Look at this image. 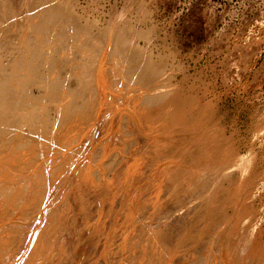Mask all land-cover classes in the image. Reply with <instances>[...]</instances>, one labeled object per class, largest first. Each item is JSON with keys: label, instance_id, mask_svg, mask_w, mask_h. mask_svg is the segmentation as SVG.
<instances>
[{"label": "rangeland", "instance_id": "rangeland-1", "mask_svg": "<svg viewBox=\"0 0 264 264\" xmlns=\"http://www.w3.org/2000/svg\"><path fill=\"white\" fill-rule=\"evenodd\" d=\"M30 1L27 7L21 10V0H11L6 8L7 12H4L3 2L0 0V13L3 11L0 14V60L11 68L20 57L27 60L32 58L40 72L45 70L44 73L56 76L55 78L50 76L53 81L59 78L58 81H64L66 85L68 83L67 87L73 92L67 96L72 97L75 94L71 98L72 105L74 103L82 106L89 98L101 97V99L95 104L93 112L81 114L78 122L80 126L78 123L75 126L81 132L72 129L73 132L70 133H73L74 138L64 144H61V138H57L55 133L48 136L53 138L52 142L51 139H47L53 147L35 151L32 147L39 142L24 135L26 137L23 139V143L26 142L24 145L31 146L35 143V146L32 145L31 148L27 146L29 149L26 147V150L19 151L18 155L22 158L26 157L27 159L24 160L26 163L34 162L33 165L32 162L30 164L28 162L30 167L25 166L28 173L35 172L39 167V169L43 168L41 171L47 174L48 185L43 188L42 193L45 194H42L41 205L35 206L36 209L27 214V217H21L20 209L27 205L25 200L28 201L30 197L27 192L33 188L37 190L35 185L38 184L35 177V181L32 179L28 181L23 169L25 167L17 165L18 170L20 167L23 169L22 177L23 175L26 177H20L21 174L19 177L26 183L23 184L22 180L16 179L19 183L13 180V184L17 188L27 184V187L24 186L27 189L23 187L24 190L21 191L26 190L25 193L29 197L16 188L17 196L19 192L26 197L20 199L25 202L24 206L22 205L21 208L14 206L16 209L19 208L16 213L14 207L11 212L13 203L8 198L15 195H13L16 193L15 190H12V194H7L8 201H5L4 197L3 203L5 202L8 209L0 203V208L5 207L1 208L2 211L0 209V214L7 213L5 217L0 215L2 218H0V229L7 230L16 223L26 227L23 235H17L18 243L14 242L15 238L13 241L10 240L13 238L8 240L12 247L13 243L15 244V250L8 249L9 254L6 251L3 256L0 255V260L3 259L0 263L56 264L52 263V257L55 260L59 257L58 260L61 258L66 261L62 264H105L106 262L111 264L109 260L112 258L128 255L125 264H145L142 259L145 252L142 245L148 235L151 237L148 241L151 239L153 241L155 228L160 227L171 236L165 240L163 246H160L167 257L162 264H189L188 262L193 260L197 264H264V0H53V2L48 0L47 3L45 2L47 0ZM48 3L52 5L56 3L58 14L66 15L68 21L59 19L61 16L46 17L45 12L48 10L45 9L48 7L45 6L51 5ZM58 6L60 8H57ZM65 33H70L72 37L64 35ZM79 41L87 46L81 47ZM130 43H133L135 48L137 46V51L139 50L138 55L134 54L135 59L130 57L133 54L125 58L127 55L115 53L119 48L121 50L120 45L122 48H127ZM51 45L55 47L52 48ZM48 55L52 56L51 63L47 58ZM127 59L134 61L138 59L137 63L140 65L144 63L143 65L146 66L153 62L147 66L149 68L151 66V70L155 69L152 70L153 79L149 80L147 87H143V83L131 84L129 77L135 74L139 67L126 64L127 67L124 68V61ZM87 66H95L97 74L101 71L106 76L108 74L104 85L99 84L102 88L98 83L91 84L79 80L80 76L76 71L81 72L83 68H88ZM157 77L160 81L156 79ZM6 78L1 77L5 82L8 80ZM164 82L169 84L165 86ZM166 87L171 89L168 90ZM15 88V94L22 90L17 91L20 87H13ZM31 88L36 95L45 91V89L41 90L42 86L38 84H33ZM159 88L166 93L173 92L175 96H172L171 92L167 95L174 99L177 105L179 104L178 110L180 107L186 110L180 109L179 112L188 113L185 114L188 116L186 117L188 122L185 120L186 124L175 123L174 118L161 121L162 118L158 113L162 104L146 103L148 95ZM51 99L48 97L45 102L48 104L49 115L51 114L49 120L54 121L61 113L56 108L55 101H52L54 99ZM65 99L67 98L64 97L63 100ZM84 109L82 108L81 111L85 112ZM143 115L147 118H142ZM24 126L29 127L28 130L23 128L28 134L32 127ZM121 127L127 138L124 148L120 147L123 145L122 140H116L118 130L119 132L122 130ZM35 155L39 156L34 158ZM40 155L45 157L42 158ZM34 159L38 161L35 162ZM91 159L94 162L97 160L96 163L102 162L101 166L94 168V176L104 177L110 186L102 187L99 180L82 187L77 183L78 171ZM49 160H53V163ZM60 161H63L64 165L59 164L62 170L56 171ZM15 167L8 168H14L15 171ZM43 174L42 176H45ZM27 182H30V185ZM88 185L96 186L92 187V201L94 208L100 206H97V211L95 210L97 221L96 219L91 221V216L88 215L94 208L90 209L91 207L87 205L86 209H81L84 207L80 205L82 204L80 201L85 193L91 194L86 190ZM70 192H73L71 196L73 199L69 198L71 201L68 200ZM29 193H32L31 196L34 194L32 190ZM22 195L19 197L22 198ZM13 199L11 198L12 201ZM14 200L16 204L17 199ZM67 200L70 203L74 200L71 205L75 208L80 205L78 211H75L77 208L67 209L66 219L64 210L62 211L65 225L71 223L68 226L70 231H67L69 236H66V239L70 238L68 240L71 244L74 241L73 247L70 245L69 252L65 251L68 247L64 250L60 249L62 252L55 250L52 252L53 255L52 253L51 256L47 255L48 258L41 256L34 258L31 252L34 247L32 241L35 240L38 232V224L43 227L42 221L48 217L47 210L57 209L53 207L55 202L63 205ZM7 210L11 213L8 214ZM79 211H82L85 217ZM187 215L191 218L189 216L188 219ZM70 217L71 221L68 219ZM76 217L77 221H75ZM85 220L86 223L88 220L91 221L94 229L88 228L90 225L86 228ZM77 225L79 227L76 228ZM80 225L85 228H81ZM93 238H97L94 242L98 248L93 245L94 255L92 254L94 250L91 249L88 253L89 257L85 260L82 248L85 242ZM151 241L150 247H152ZM75 243L80 244V248L76 249ZM149 246L147 248L150 250ZM240 248L241 250L238 251ZM149 254L151 256L152 252L149 251ZM6 255L7 258L10 257L8 261ZM103 260L107 261L103 262Z\"/></svg>", "mask_w": 264, "mask_h": 264}, {"label": "bare ground", "instance_id": "bare-ground-1", "mask_svg": "<svg viewBox=\"0 0 264 264\" xmlns=\"http://www.w3.org/2000/svg\"><path fill=\"white\" fill-rule=\"evenodd\" d=\"M13 1V0H12ZM29 1L30 0H21V3H20V9L22 10V9H24L25 7H27V5H28V3H29ZM50 1V0H49ZM48 0L47 1H45L46 3L47 2H49ZM2 2H3V6H4V12H7V6H8V4H10L11 3V0H2ZM1 2V3H2ZM31 2V1H30ZM34 2V1H33ZM43 2V1H42ZM52 2H53V0H52ZM40 4V3H39ZM49 4H51L52 5V3H48V5ZM56 4V3H55ZM55 4L54 5H50V6H45L47 9H45V10H48V12H45L46 13V17H51L50 15H53V16H61L59 19H62L63 21H65V19H66V21H68V18L66 17V15L65 16H62V15H59L58 13V9H56V6H55ZM42 5V4H41ZM2 6V5H1ZM10 7V6H9ZM44 7V8H45ZM36 8V7H35ZM57 8H60V6H58ZM66 9V8H65ZM37 10V9H36ZM36 10H33V12L34 11H36ZM61 11V10H60ZM63 11V10H62ZM65 11V10H64ZM67 11V10H66ZM3 12V11H2ZM1 12V13H2ZM11 12V11H10ZM23 12V11H22ZM29 12V11H28ZM40 12V11H39ZM0 13V14H1ZM20 13V12H19ZM25 13V12H24ZM38 13V12H37ZM63 13V12H62ZM65 13V12H64ZM67 13H68V11H67ZM28 14V13H27ZM30 14H32V13H30ZM76 14V13H75ZM10 15V14H9ZM15 15H18V13L16 14L15 13ZM26 15V14H25ZM33 15V14H32ZM73 15V14H72ZM71 15V16H72ZM42 17V16H41ZM9 18V17H8ZM17 18V17H16ZM33 18V17H32ZM72 18V17H71ZM30 19V18H29ZM83 19V18H82ZM38 20V19H37ZM37 20H36V22H37ZM42 20V19H41ZM44 20H45V18H44ZM57 20V19H56ZM6 21H7V19H6ZM18 21V19H16L15 20V22H17ZM29 21V20H28ZM31 21V20H30ZM40 21V20H39ZM72 21V20H71ZM80 21V20H79ZM21 22V21H20ZM22 22H23V20H22ZM43 22V21H42ZM41 22V23H42ZM73 22V21H72ZM74 22H75V20H74ZM73 22V23H74ZM26 23H28V22H26ZM44 23V22H43ZM71 23V22H70ZM20 24V23H19ZM39 24V23H38ZM51 24V23H50ZM40 25V24H39ZM63 25V24H62ZM77 25V24H76ZM22 26V25H21ZM67 26V25H66ZM71 26H73V24L71 25ZM77 26H79V25H77ZM76 26V27H77ZM82 26V25H81ZM83 26H85V25H83ZM26 27V26H25ZM75 27V26H74ZM117 27V26H116ZM67 28V27H66ZM89 28V27H88ZM113 28V27H112ZM8 29V28H7ZM46 29V28H45ZM70 29H72V28H70ZM69 29V30H70ZM84 29H86V28H84ZM126 29V28H125ZM80 30V29H79ZM109 30V29H108ZM87 31V30H86ZM111 31V30H110ZM116 31V30H115ZM62 32V31H61ZM131 32V31H130ZM56 33V32H55ZM54 33V34H55ZM60 33V32H59ZM68 33V32H67ZM67 33H65L64 35H67L68 37H72V35H70V33L69 34H67ZM117 33H118V31H117ZM43 34V33H42ZM87 34V33H86ZM125 34V33H124ZM61 35V34H60ZM63 35V34H62ZM88 35H89V33H88ZM118 35V34H117ZM120 35V34H119ZM118 35V36H119ZM43 36V35H42ZM50 36V35H49ZM124 36V35H123ZM23 36H21V38H22ZM56 37V36H55ZM63 37V36H62ZM134 37V36H133ZM59 38V37H58ZM64 38V37H63ZM120 38V37H119ZM66 39V38H65ZM71 39V38H70ZM78 39V38H77ZM76 39V40H77ZM81 39V38H80ZM118 39V38H117ZM116 39V40H117ZM123 39H125V38H123ZM1 40V39H0ZM4 40V39H3ZM75 40V41H76ZM120 40V39H119ZM22 41V40H21ZM23 41H25V40H23ZM126 41V40H125ZM103 42V41H102ZM120 42H122V41H120ZM131 42H132V40H131ZM135 42V41H134ZM60 43V42H59ZM75 43H77V42H75ZM84 43H85V41H84ZM117 43V42H116ZM123 43V42H122ZM125 43V42H124ZM0 44H1V42H0ZM26 44V43H25ZM57 44V43H56ZM78 44H80V46L81 47H86L85 46V44H83L82 42H78ZM126 44H127V42H126ZM126 44L125 45H123V46H126ZM105 45V44H104ZM5 46V45H4ZM52 46V45H51ZM54 46V45H53ZM53 46H52V48H53ZM69 46V45H68ZM89 46V45H88ZM55 47V46H54ZM120 47H121V50H116L115 51V53L117 54H119V55H121V54H124V55H127L125 58H127L129 55H131V54H133V56H130V57H132L133 59H135L134 58V54H136V55H138V51H137V46H136V48L133 46V43H130V46L129 47H127V48H122V46L120 45ZM30 48V47H29ZM51 48V49H52ZM57 48V47H56ZM89 48H91V47H89ZM136 50H135V49ZM139 49V48H138ZM142 49V48H141ZM1 50V49H0ZM55 50V49H54ZM54 50H51V52H53ZM86 50V49H85ZM143 50V49H142ZM28 51V50H27ZM56 51V50H55ZM91 51V50H90ZM136 51V52H135ZM141 51V50H140ZM144 51V50H143ZM68 52V51H67ZM101 52V51H100ZM144 52H146V51H144ZM60 53V52H59ZM141 54H142V51L140 52ZM139 53V54H140ZM49 54H51V53H49ZM54 54V53H53ZM110 54V53H109ZM140 54V55H141ZM71 55V54H70ZM142 56H144V54L142 55ZM28 57V56H27ZM18 58V57H17ZM46 58V57H45ZM47 58L49 59V61H50V63L52 62L50 59H52V56L51 55H48L47 56ZM76 58V57H75ZM137 58V57H136ZM140 58V57H139ZM145 58V57H144ZM152 58V57H151ZM0 59H1V57H0ZM54 59V58H53ZM141 59V58H140ZM139 59V60H140ZM148 59H149V57H148ZM17 60V59H16ZM55 60V59H54ZM57 60V59H56ZM74 60V59H73ZM138 59H136V61H137ZM142 60V59H141ZM147 60V59H146ZM1 62H0V203L2 204L3 203V200H4V197L6 198V196H7V194L8 193H10V194H12V190H15V192L17 191V189L19 190V192H22L21 190H24V189H22L24 186L25 187H27V184L26 185H23V187H20V188H17V186L15 185V184H13V180L15 181L16 179H20V177H22V173L25 171V175L27 176H25V175H23V177L25 176L26 178H28V181H31V179L33 180V181H35L34 180V177H35V179L37 178V184L39 185H35V186H37V187H35V188H38L37 190L36 189H34L32 186H28L29 188H33L34 189V191H33V189H31L32 190V192L34 193L32 196H31V194L29 193V192H27L26 190H25V192H27L29 195H30V197L28 196V194L27 193H25V192H22V194L24 193V194H27L26 195V197L28 196L29 197V200L27 201V200H25V202H27V203H25L24 201H21L20 199H26V197H25V195L23 196L22 194V198H20L21 197V195H20V193L18 192V194H19V196H17L16 194H17V192L16 193H13V197L12 196H10V197H8L9 199H10V201L13 203H11L12 205H11V212H12V210H14L12 207H19L20 206V208H21V206L25 203V204H27L26 206H24V207H22L20 210L22 211L21 212V217L22 216H26L27 217V214H29L32 210H34V208H35V206H37V205H41V199L43 198L42 197V194L44 193H42V191H43V188H45L44 186H46V184L48 185V181H47V178H46V175L47 174H43V168L42 169H39L40 167V165L38 166L39 168H37V170L35 171V172H33V173H28V170H27V167H25V166H31V165H29L30 164V162H32V165H33V161H28L29 162V164H28V162L26 163V161L24 162V160L25 159H27L26 157L25 158H22V156L20 157L18 154H19V151H21V150H24L27 146H28V144H27V146H25L24 144L26 143H23V139H24V135H26V137L28 138V136L29 137H31V138H29V139H32V140H34L35 142H39L38 143V145H34L35 143H31L32 145H34L35 147H32V145L31 146H28V147H32L33 149L32 150H38V151H40L39 149H46V150H48V148L50 147V146H52V139L51 138H48V136H50V135H53V134H55L56 133V137L57 138H61V144H64L66 141H69V140H71L72 139V137L74 138V135H72L70 132L72 131V129H78V128H75V126L77 125V123L79 122V120L81 119V114L83 115H85V114H87V113H91V111L93 110V109H95L94 107H95V104H97L98 103V101L101 99V97H94V98H89V99H87L86 101H85V103H84V105H82V106H77V105H75L74 103H73V105L71 104V101H72V97L75 95H72V97L70 96V97H68L67 96V94L69 95L70 93L72 94V90L70 89V87H67V85H68V83H67V85H66V83L64 82V81H58V79H57V81H53L52 79L53 78H55L54 77V75H48V73H44V71L42 70V72H40V70H39V67H37V63H34V60H32V58L30 59V60H27V59H25V58H23V57H20L18 60H17V62H15L16 64L15 65H12V67L11 68H9V67H7V64L5 63H3L2 62V60H0ZM47 61V60H46ZM49 61H48V63H49ZM136 61H134V60H125L124 61V63H125V65H123V67L125 66V67H127L126 66V64H133V65H135V67H139L138 69H136L137 70V72L135 73V74H133L132 76L131 75H129V76H131V77H129V80H130V82H131V84H136V85H139V83H143L144 84V86L143 87H145L146 85L148 86V84H149V80L150 81H152V79H153V72H152V70H154L155 71V69H152L151 70V66H150V68L149 67H147L149 64L151 65V63H153L152 61H151V63H148L147 64V66L146 65H143L142 63V65H140L139 63H137ZM143 62V61H142ZM145 62V61H144ZM2 63V64H1ZM122 63V62H121ZM123 63V64H124ZM147 63V62H146ZM145 63V64H146ZM156 63V62H155ZM154 63V64H155ZM44 64V63H43ZM71 64V63H70ZM10 66V65H9ZM73 66V65H72ZM97 66V65H96ZM105 66V65H104ZM113 66V65H112ZM129 66V65H128ZM153 66V65H152ZM157 66H158V64H157ZM48 67V66H47ZM88 68H83L82 70H81V72H80V70L79 71H76V74L77 75H79L80 76V78H79V80L81 81V82H84V81H86V83L88 82V83H98V85L100 84V85H104V83H105V80H106V77L108 76V74H107V76H106V74H103L102 73V71L99 73V74H97V68L95 67V66H87ZM102 67V66H101ZM122 67V68H123ZM124 67V68H125ZM130 67V66H129ZM11 69V70H9V69ZM43 68V67H42ZM41 68V69H42ZM81 68V67H80ZM103 68V67H102ZM118 68V67H117ZM132 68V67H131ZM155 68V67H154ZM159 68V67H158ZM57 69V68H56ZM108 69V68H107ZM106 69V70H107ZM47 70V69H46ZM59 70V69H58ZM75 70H77V69H75ZM75 70H73V71H75ZM100 70H101V68H100ZM99 70V71H100ZM105 70V69H104ZM105 70V71H106ZM134 70V69H133ZM89 71V72H88ZM98 71V72H99ZM48 72V71H47ZM59 72V71H58ZM133 72V71H132ZM156 72L157 73H160V72H158L157 70H156ZM90 73V74H89ZM123 73V72H122ZM155 73V72H154ZM55 74H56V72H55ZM89 74V75H88ZM131 74V73H130ZM161 74H163V73H161ZM160 75V74H159ZM158 75V76H159ZM7 77L6 79H8L6 82H5V79H1V77ZM50 76L51 77H53L52 79L50 78ZM74 76V75H73ZM119 76H120V74H119ZM162 76V75H161ZM63 77V76H62ZM75 77V76H74ZM78 77V76H77ZM61 78V77H60ZM64 78V77H63ZM108 78V77H107ZM163 78H165V76L163 77ZM157 80H158V77L156 78ZM65 80V79H64ZM122 80V79H121ZM118 81V80H117ZM158 81H160V79L158 80ZM166 81V80H165ZM80 82V83H81ZM109 82V81H108ZM107 82V83H108ZM154 82V81H153ZM151 83V82H150ZM155 83V82H154ZM33 84H38V86H42V88H40L41 90H43L44 91V89H45V91L42 93V94H40V95H36L33 91H32V88H31V86L33 85ZM40 84V85H39ZM70 84V83H69ZM113 84V83H112ZM159 84H160V82H159ZM158 84V85H159ZM169 84V83H168ZM168 84H166L165 82H164V85L165 86H167ZM83 85V84H82ZM88 85V84H87ZM90 85V84H89ZM99 85V86H100ZM107 85V84H106ZM106 85H105V87H106ZM163 85V84H162ZM17 87V88H19L17 91H19L20 89H22L21 91H20V93L18 92V94H15L16 92H14V90H16V88L15 89H13V87ZM44 86V87H43ZM109 86V85H108ZM146 86V87H147ZM156 86V85H155ZM101 87V86H100ZM151 87V86H150ZM170 87V86H169ZM169 87H166V88H168V90H170L169 89ZM102 88V87H101ZM120 88V87H119ZM98 89V88H97ZM103 89H104V87H103ZM109 89V88H108ZM149 90H150V88H149ZM91 91V90H90ZM100 91V90H99ZM104 91V90H103ZM129 91V90H128ZM132 91V90H131ZM131 91H130V94H131ZM153 91V90H152ZM167 91V90H166ZM40 92V91H39ZM42 92V91H41ZM171 91H167V93H170ZM107 93V92H106ZM133 93V92H132ZM167 93L165 92V90H163V89H161V88H159V89H157V90H155L154 89V93H152V94H149L148 95V97L146 98V103H148V104H154V103H161L162 105H161V109H160V113H158V115L160 114V118H162V120L161 121H163V120H166V119H168V118H174V120H175V123L177 122V123H184V124H186L188 121H187V118H188V113L186 112V113H182V112H179V110L181 109V107H180V109L178 110V108H179V104L177 105L176 104V102H174V99H172L170 96H168L167 95ZM173 92H171L170 94H172ZM175 93V92H174ZM103 94V93H102ZM65 95V96H64ZM88 96V95H87ZM100 96H102L101 94H100ZM142 96V95H141ZM172 96H175V95H173L172 94ZM52 98V99H54V100H52V101H55V103H56V105H57V109L60 111V113H61V115H60V117L59 118H56V117H54V118H56L54 121H51V120H49V117H50V115H49V112H48V104L45 102L46 100V98ZM64 97H66L67 99H65V101L63 100L64 99ZM93 97V96H92ZM103 98V97H102ZM120 98V97H119ZM106 99V98H105ZM123 99V98H122ZM144 99V98H143ZM47 100H50V99H47ZM63 100V101H62ZM175 100H176V98H175ZM75 100L73 99V102H74ZM111 101H113V100H111ZM110 101V102H111ZM116 101V100H115ZM128 101V100H127ZM51 102V101H50ZM49 102V103H50ZM106 102V101H105ZM114 102V101H113ZM53 103V102H52ZM112 103V102H111ZM119 103H120V101H119ZM51 104V103H50ZM81 104V103H80ZM109 104V103H108ZM142 104V103H141ZM55 105V104H54ZM104 105V104H103ZM130 105V104H129ZM99 106V105H98ZM100 106H101V104H100ZM99 106V107H100ZM106 106V105H105ZM108 106V105H107ZM130 106H132V105H130ZM139 106V105H138ZM155 106V105H154ZM178 106V107H177ZM53 107V106H52ZM80 107H82V108H85L86 109V111L84 112L83 110V112L81 111V109L82 108H80ZM98 107V108H99ZM102 107V106H101ZM145 107V106H144ZM156 107V106H155ZM154 107V108H155ZM159 107V106H158ZM153 108V107H152ZM152 108H150V109H152ZM56 109V110H57ZM84 109V110H85ZM100 109V108H99ZM142 109H143V107H142ZM184 111H186L185 109H184V107L182 108ZM181 109V111H183ZM79 110H80V112H79ZM148 110V109H147ZM153 110V109H152ZM151 110V111H152ZM155 110V109H154ZM99 111V110H98ZM82 112V113H81ZM93 112V111H92ZM148 112V111H147ZM155 112V111H154ZM157 112V111H156ZM155 112V113H156ZM57 113V112H56ZM59 113V112H58ZM100 113V112H99ZM151 113V112H150ZM94 114H95V112H94ZM145 114V113H144ZM185 114H187V115H185ZM192 114V113H191ZM74 115H78V116H74ZM91 115H93V114H91ZM155 115V114H154ZM144 116V115H143ZM156 116H157V114H156ZM83 117V116H82ZM86 117V116H85ZM148 117H150V115H148ZM159 117L157 118V119H159ZM187 117V118H186ZM192 117V116H191ZM80 118V119H79ZM86 118H88V117H86ZM86 118H84V119H86ZM90 118V117H89ZM142 118H147V116H144V117H142ZM152 118V117H151ZM83 119V120H84ZM93 119V118H92ZM145 119H143L144 121H146ZM91 120V119H90ZM150 120V119H149ZM148 120V121H149ZM171 120V119H170ZM187 122H186V121ZM190 120V119H189ZM52 123H51V122ZM95 121V120H94ZM147 121V122H148ZM147 122H144V123H147ZM159 122V121H158ZM170 122H172V123H174V121H170ZM186 122V123H185ZM131 122L129 121V124H130ZM181 123H180V125H181ZM182 123V124H183ZM80 123H78V125H79ZM91 124V123H90ZM128 124V123H127ZM24 125H29L30 127H32V129L30 128V130L28 131L29 133L27 134L26 133V131L24 132V129L26 128V130H28L29 129V127L27 128V126H24ZM132 125V124H131ZM22 126H24V127H22ZM80 126V125H79ZM89 126V125H88ZM123 127V126H122ZM121 127V128H122ZM24 128V129H23ZM125 129V128H124ZM79 130V129H78ZM80 131V130H79ZM73 132V131H72ZM75 132V131H74ZM76 132H78L77 130H76ZM81 132V131H80ZM117 132V131H116ZM79 133V132H78ZM77 134V133H76ZM75 134V135H76ZM80 135V134H79ZM25 137V138H26ZM55 137V136H54ZM29 139H27V140H29ZM50 140L51 139V142H49L48 140ZM126 133H124V131H123V128H122V130H120V132H119V130H118V132H117V136H116V140H119V141H121V142H123V145H121L120 147L121 148H124V146H125V141H126ZM56 140H58V139H56ZM26 141V140H25ZM30 141V140H29ZM29 141L27 142V143H29ZM57 142V141H56ZM71 142V141H70ZM55 143V142H54ZM57 144V143H56ZM58 145H59V141H58ZM71 145V144H70ZM25 146V147H24ZM62 146V145H61ZM61 146H59V147H61ZM27 147V148H28ZM53 147V146H52ZM66 147V146H65ZM55 148V147H54ZM29 149V148H28ZM27 149V150H28ZM55 149H57V147L55 148ZM26 150V149H25ZM24 150V151H25ZM31 150V149H30ZM58 150V149H57ZM29 151V150H28ZM42 151H44L45 152V150H42ZM41 151V152H42ZM51 151V150H50ZM18 152V153H17ZM30 152V151H29ZM41 152H39V153H41ZM31 153V152H30ZM30 153H28V154H30ZM35 153V152H34ZM37 153V152H36ZM35 153V154H36ZM23 154H25V152L23 153ZM46 154H48V153H46ZM45 154V155H46ZM22 155V154H21ZM32 155V154H31ZM42 155H43V152H42ZM30 156V155H29ZM36 156V157H35ZM34 156V158H37V156H39V155H35ZM74 156V155H73ZM40 157H42L41 155H40ZM40 157H38V159L40 158ZM43 157H45V156H43ZM42 157V158H43ZM50 157V156H49ZM41 158V159H42ZM54 158V157H53ZM91 158V157H90ZM99 158V157H98ZM29 159H32V158H29ZM40 159V160H41ZM93 159V158H92ZM90 160L89 162H87L86 164H84L83 165V167L82 168H80V170L78 171V182L77 183H80V187H82V185H85V184H90V182L92 183V184H94V182L95 181H100L101 182V184H102V187L103 186H105V188L107 187V185L108 186H110L109 184H107L108 183V181H106V179H104V177H98V176H94V173H95V169L98 167V166H101L102 165V162H97L96 163V161L94 162L93 160ZM96 159V158H95ZM37 160V159H36ZM35 159H34V161L35 162H37ZM44 160V159H43ZM49 162H52L53 163V160H49ZM54 163H55V161H54ZM62 163V164H61ZM67 163V162H66ZM59 164L60 165H64V162L63 161H60L58 164H57V168L58 169H56V171H59V170H62L61 168H62V166H59ZM17 165H19V166H22V168L23 167H25V168H23V169H25L23 172H22V168L20 167V169L18 170V168L19 167H17ZM44 165V164H43ZM46 165V164H45ZM10 166H16L15 167V171H14V168L11 170V169H9L8 167H10ZM28 167V168H29ZM45 167V166H44ZM51 167V166H50ZM31 168H33V167H31ZM55 168V167H54ZM95 168V169H94ZM16 169H17V171H16ZM39 169V170H38ZM46 169V168H45ZM30 170V169H29ZM33 170V169H32ZM42 170V171H41ZM52 170V169H51ZM31 171V170H30ZM45 171V170H44ZM55 171V170H54ZM54 171H53V173H54ZM55 171V172H56ZM97 172V171H96ZM45 173V172H44ZM48 173V172H47ZM51 174H52V172H50ZM49 173V174H50ZM98 173V172H97ZM19 174H21L20 175V177H19ZM24 174V173H23ZM42 174L43 175H45V176H42ZM51 174H50V176H51ZM55 174V173H54ZM56 175V174H55ZM61 175V174H60ZM95 175H97V174H95ZM121 175V174H120ZM52 176H54V175H52ZM59 176V175H58ZM116 176V175H115ZM8 177H10V178H8ZM17 177V178H16ZM22 177V178H23ZM45 177V178H44ZM48 177H49V175H48ZM118 177H120V176H118ZM8 178V179H7ZM12 178V179H11ZM20 179V180H22V182H24L23 184H25L26 182L25 181H23V179ZM52 178V177H51ZM51 178H49V179H51ZM25 179V178H24ZM30 179V180H29ZM48 179V180H49ZM55 179V178H54ZM18 180H16L15 182H17ZM26 181H27V179H26ZM33 181H32V183H33ZM70 181H71V179H70ZM120 181V180H119ZM14 182V183H15ZM22 182L20 181V186H22ZM73 182H75V181H73ZM99 182V183H100ZM18 183H19V181H18ZM17 183V185H18V187H19V184ZM28 183V182H27ZM30 183V182H29ZM28 183V185H30ZM76 183V182H75ZM33 185V184H32ZM96 185V184H95ZM16 186V187H15ZM34 186V185H33ZM73 186H74V184H73ZM73 186H71V187H73ZM76 186H77V184H76ZM97 186V185H96ZM96 186H94V185H88V186H86V187H88V188H86V190L88 191V192H90L91 194H89V193H85V196L82 198V201H80V199H79V201L82 203V204H80V205H83V207L84 208H81V209H86L85 207H87V205H89L88 207H91L90 209H93L94 208V203H93V201H92V199H93V190H92V187H96ZM99 186V185H98ZM24 187V188H25ZM78 187V186H77ZM17 188V189H16ZM85 188V187H84ZM25 189H27V188H25ZM47 189H48V187H47ZM74 189V188H73ZM102 189V188H101ZM108 189V188H107ZM106 189V190H107ZM80 190V189H79ZM85 190V191H86ZM103 190V189H102ZM45 191V190H44ZM76 191V190H75ZM81 191V190H80ZM104 191V190H103ZM107 191H109V190H107ZM168 191V190H167ZM170 191V190H169ZM14 192V191H13ZM73 193V192H72ZM72 193L70 192L69 194L70 195H68V196H70V197H68V200L69 201H71L69 198H71V196H72ZM77 193V192H76ZM169 193V192H168ZM9 194V195H10ZM45 194V193H44ZM64 194V193H63ZM82 194V193H81ZM167 195V194H166ZM15 196H17V197H15ZM47 196V195H46ZM62 196V195H61ZM83 196V195H82ZM76 197V196H75ZM80 197V196H79ZM8 198H6L5 199V201L7 200H9ZM11 198L13 199H17V202H18V204L19 205H17L16 206V204H17V202H16V204L13 202V201H16V200H14L13 199V201L11 200ZM47 198V197H46ZM121 198V197H120ZM28 199V198H27ZM71 199H73V198H71ZM22 203L21 205H20V202ZM47 200V199H46ZM52 200V199H51ZM66 201V203L65 204H63V205H60V204H58L57 202H55L54 204H56V205H59V206H56V205H54L53 204V207L55 208H57V209H52V210H47V213H48V217L44 220V221H42L43 222V227H40V223L38 224V232H37V234H36V237H35V240L34 241H32V242H34V247H33V249H32V254H34L33 255V257L34 256H37V257H40L41 256V258L43 257V258H48V254H49V256H51V253L53 252V251H55V250H64V249H66L67 247V249L65 250V251H68V249L70 248V245H71V247H73V243H74V241L72 242V244H71V242L68 240V239H70V238H68V239H66V236H69V232H67V231H70V228H68V226H70L71 225V223H70V225H68V226H66L65 225V223H64V216H63V213H62V211L65 213V211L66 212H68L67 211V209H70V210H75L76 208H77V210H75V211H78V207H80V205H78V207H76L75 208V206H73V205H71V203H73L74 202V200H72V202L70 203L69 201ZM77 200V199H76ZM120 200V199H119ZM2 201V202H1ZM9 201V202H10ZM44 201V200H43ZM62 201V200H61ZM130 201V200H129ZM120 202V201H119ZM5 203V202H4ZM3 203V205L5 206V204ZM130 203V202H129ZM7 204V203H6ZM15 204V205H14ZM78 204H79V202H78ZM2 205V206H3ZM8 205V204H7ZM173 205V204H172ZM76 206H77V204H76ZM98 206V205H97ZM97 206L94 208V210H92V211H90L89 209V211H90V213H88V215L90 214V218H91V221L94 219H96V221H97V216H96V214L95 213H97L96 211V209H98L97 208ZM175 206V205H174ZM6 207V208H5ZM4 208L5 209H8V207L7 206H5ZM10 207V206H9ZM14 207V208H15ZM98 207H100V206H98ZM170 207V206H169ZM1 208H3V207H1ZM0 208V209H1ZM3 208V209H4ZM38 208V207H37ZM164 208V207H163ZM17 209H19V208H17ZM17 209L15 208V213L17 212ZM36 209V208H35ZM80 209V208H79ZM192 209H194V208H192ZM56 210H58V212H56ZM60 210V211H59ZM96 210V211H95ZM170 210V209H169ZM1 211H2V209H1ZM4 211H6V210H4ZM7 211H9L8 212V214L9 213H11L10 212V210H7ZM86 211V210H85ZM14 212V211H13ZM74 212V211H73ZM72 211H71V213H73ZM80 212V211H79ZM194 212V211H193ZM2 213V215H1V217H3V215L5 214V212H1ZM20 213V212H19ZM18 213V214H19ZM188 213V212H187ZM186 213V214H187ZM35 214V213H34ZM66 214L67 213H65V219H66ZM69 214V213H68ZM75 214H76V212H75ZM80 214H82V211L80 212ZM79 214V215H80ZM190 214V213H189ZM6 215H7V213H6ZM6 215H4V217L6 216ZM13 215H14V213H13ZM16 215V214H15ZM72 215V214H71ZM83 215V214H82ZM85 215V214H84ZM83 215V217H85ZM181 215H183V214H181ZM191 215H192V213H191ZM9 216H11V215H9ZM17 216V215H16ZM75 216H77V215H75ZM190 216V215H189ZM189 216L187 215V218L189 219ZM0 217V218H1ZM72 217V216H71ZM71 217L70 218H68V219H70L69 221H71L72 219H71ZM99 217V216H98ZM203 217V216H202ZM9 218H12V217H9ZM19 218V217H18ZM182 218H184L183 216H182ZM190 218H191V216H190ZM2 219V218H1ZM0 219V220H1ZM5 219V218H4ZM30 219V218H29ZM42 219H43V216H42ZM67 219V220H68ZM81 219H82V216H81ZM81 219H80V221H81ZM180 219V218H179ZM36 220V219H35ZM38 220V219H37ZM67 220H65L66 222H67ZM192 220V219H191ZM68 221V222H69ZM75 221H77V217H76V219H75ZM74 221V222H75ZM79 221V222H80ZM84 221V220H83ZM91 221H89L88 220V222L86 223V220H85V225H86V228H87V226L88 225H90V226H88V228H93L94 229V225L92 224V222ZM190 221V220H189ZM194 221V220H193ZM41 222V221H40ZM67 222V223H68ZM73 222V223H74ZM187 222V221H186ZM192 222V221H191ZM191 222H190V224H191ZM193 223V222H192ZM79 224H81V222L79 223ZM96 224H97V222H96ZM167 224V223H166ZM11 225V224H10ZM85 225H82V226H85ZM98 225V224H97ZM101 225V224H100ZM170 225V224H169ZM31 226V225H30ZM30 226H29V228H30ZM96 226V225H95ZM153 226V225H152ZM11 227V228H10ZM10 227H8L7 228V230L6 229H4L3 228V231L1 230L0 232H2V234H0L1 236H0V255L1 256H3V254L8 250V249H12V250H15L14 249V243H13V247L11 246L12 244H10L9 242H8V240L10 239V238H13V239H10V240H14V238L16 239V240H14V242H17V240H18V236H20V235H23L24 233H23V231H24V229H25V225H21V223L19 224V223H16V224H12V226H10ZM74 227V226H73ZM77 227H79L78 225L76 226V228ZM80 227H81V225H80ZM97 227V226H96ZM147 227V226H146ZM154 227V226H153ZM156 227V226H155ZM172 227V226H171ZM200 227V226H199ZM81 228H83V227H81ZM85 228V227H84ZM83 228V229H84ZM164 228V227H163ZM80 228H78V230H79ZM148 229V228H147ZM29 230V229H28ZM102 230V229H101ZM155 230L157 231H155V237L153 238V241H151V240H149L148 241V239L149 238H151L149 235H148V233H147V235H148V237H146L147 239L144 241L145 243L142 245V246H144L143 248H144V255H143V261L144 262H146L145 264H160V262H161V264H162V261L163 260H165L167 257H166V254H165V252L163 251V250H161L160 248V246L162 245V244H164V243H166L165 242V240L166 239H168L169 237H171L169 234H168V232H164V229L162 230L160 227H156L155 228ZM162 230V231H161ZM81 231V230H80ZM91 231H92V229H91ZM174 231V230H173ZM187 231V230H186ZM27 232V231H26ZM25 232V233H26ZM29 232V231H28ZM71 232H72V230H71ZM71 232H70V234H71ZM105 232V231H104ZM180 232H181V230H180ZM3 233L5 234V235H3ZM66 233H68V235H66ZM74 233V232H73ZM94 233V232H93ZM92 233V234H93ZM18 234H20V235H18ZM78 234H79V232H78ZM84 234V233H83ZM3 235V236H2ZM18 235V236H17ZM87 235V234H86ZM177 235V234H176ZM179 235V237H181V235L180 234H178ZM16 236H17V238H16ZM80 236H81V234H80ZM83 236V235H82ZM104 236V235H103ZM102 236V237H103ZM143 236V235H142ZM34 237V236H33ZM76 237V236H75ZM78 237H79V235H78ZM86 237V236H85ZM85 237H84V239H85ZM88 237V236H87ZM94 237V236H93ZM99 237V236H98ZM92 238V237H91ZM175 238V237H174ZM245 238V237H244ZM73 239H74V237H73ZM76 239V238H75ZM79 239V241H80V238H78ZM77 239V240H78ZM89 239V238H88ZM101 239V238H100ZM144 239V238H143ZM82 240V239H81ZM95 240H97V238L96 239H92V240H90V241H88V242H85L84 244H82V245H84V248H82V251H83V253H84V255H85V260L87 259V257H89L88 256V253L89 252H91V249H93V245L95 246V247H97V244H95ZM137 240H138V238H137ZM19 241V240H18ZM152 242V243H150V245H152V247H150L149 246V242ZM248 241V240H247ZM76 242V241H75ZM148 242V243H147ZM12 243V242H11ZM18 243V242H17ZM97 243V242H96ZM132 243V242H131ZM242 243V242H241ZM241 243H240V245H241ZM8 244H10V245H8ZM29 244V243H28ZM101 244V243H100ZM103 244V243H102ZM129 244V243H128ZM133 244V243H132ZM17 245V244H16ZM80 245V244H79ZM78 244H76L75 243V246H76V249L77 248H80V246H79ZM124 245V244H123ZM131 245V244H130ZM243 245V244H242ZM31 246H32V244H31ZM150 247V250L147 248V247ZM163 246V245H162ZM245 247V246H244ZM98 248V247H97ZM156 248V249H155ZM151 251L152 252V254H151V256H150V254H149V251ZM60 250V251H61ZM80 250V249H79ZM78 250V251H79ZM94 250V249H93ZM97 250V249H96ZM141 250V249H140ZM239 250H241V248L240 249H238V251ZM9 251H11V250H9ZM57 251V252H58ZM59 251V252H60ZM72 251H73V249H72ZM12 252V251H11ZM62 252V251H61ZM69 252V251H68ZM81 252V251H80ZM171 252V251H170ZM184 252V251H183ZM7 253H8V251H7ZM94 253H95V250H94V252L92 253L93 255H94ZM132 253V252H131ZM147 253L149 254V255H147ZM9 254V253H8ZM68 254V253H67ZM77 255H79L78 253H76ZM80 254H82V253H80ZM170 254V253H169ZM238 254V253H237ZM14 255V254H13ZM52 255H53V253H52ZM57 255H58V253H57ZM62 255H64V254H61V256ZM91 255V254H90ZM140 255V254H139ZM138 255V256H139ZM241 255V254H240ZM5 256V255H4ZM11 256V255H10ZM28 256V255H27ZM80 256V255H79ZM116 256V255H115ZM128 256V255H127ZM114 257V258H112L113 259V261H111V260H109L110 262H111V264H125V260H126V258H128V257ZM135 256V255H134ZM66 257V256H65ZM68 257V256H67ZM81 257V256H80ZM90 257H93V256H90ZM151 257V258H150ZM8 258H10L9 256H8ZM8 258H7V255H6V261H8ZM11 258H13L12 256H11ZM25 258V257H24ZM35 258V257H34ZM56 258V257H55ZM59 258V257H58ZM58 258H56V260L55 259H53V257H52V263H56V264H62L63 262H66V261H64V260H61V258H60V260H58ZM108 258H110L109 256H108ZM194 258V257H193ZM4 259H5V257H4ZM77 259V258H76ZM183 259H185V258H183ZM2 261H3V259H1ZM0 260V261H1ZM10 260V259H9ZM27 260V259H26ZM139 259H137V261H138ZM189 260V259H188ZM28 261V260H27ZM35 261V260H34ZM42 261V260H41ZM93 261V260H92ZM107 260H103V262H106ZM140 261V260H139ZM179 261V260H178ZM177 261V262H178ZM184 262H185V260H183ZM11 262V261H10ZM30 262H32V260L30 261ZM67 262H68V260H67ZM109 262V263H110ZM141 262V261H140ZM143 262V263H144ZM154 262H156V263H154ZM3 263V262H2ZM2 263H0V264H2ZM21 263V262H20ZM173 263V262H172ZM189 264H197V262L195 261V260H193V261H191V262H188ZM18 264V263H17ZM24 264H29V262H27V263H24ZM30 264H32V263H30ZM105 264H107V262L105 263ZM129 264V263H128ZM131 264V263H130ZM134 264V263H133ZM139 264H141V263H139ZM165 264V263H164ZM182 264V263H181ZM187 264V263H186Z\"/></svg>", "mask_w": 264, "mask_h": 264}]
</instances>
